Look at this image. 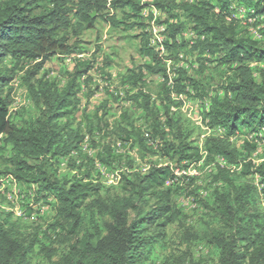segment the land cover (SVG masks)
<instances>
[{
	"label": "trees",
	"instance_id": "1",
	"mask_svg": "<svg viewBox=\"0 0 264 264\" xmlns=\"http://www.w3.org/2000/svg\"><path fill=\"white\" fill-rule=\"evenodd\" d=\"M155 4L162 12L159 23L166 28L162 55L148 43L139 0H0V182L7 176L32 187L31 196L23 198L54 210L45 229L34 228L23 237L13 213L0 206V264H33L36 255L44 256L48 264H176L161 259L160 250L165 248L168 226L186 217L184 206L176 201L184 193L219 224L204 235L216 255L209 264H264V209L256 186L241 181L256 176L264 196V156L257 162L251 157L258 149L255 140H264V0H155ZM232 4L242 6L243 19L251 21H227L226 15L236 12ZM97 19L115 30L140 31L127 36L140 37L139 53L148 61L127 68L118 79L127 86L125 97L144 117L148 137L129 110L114 121V131L104 121L108 112L98 114L101 107L76 122L80 95L91 80L87 75L91 62L76 60L65 80L41 73L57 55L84 52L71 39L93 29ZM185 31L192 37L179 39ZM190 52L196 53V72L208 68L206 62L214 64L220 79L214 93L209 94L201 78L188 74L192 62L173 67L172 87L167 85L164 59L173 64L181 56L187 62ZM23 65L27 69L20 80L30 107L10 113L14 94L10 83ZM146 74L161 77L154 98L141 87ZM171 91L192 99L207 97L203 119L223 130L222 135L204 139L203 162L212 163L215 171L204 198L197 197V188L187 192L173 173V168L198 163L202 155L195 144V126L170 98ZM237 136L239 146L232 141ZM133 148L142 158L157 155L169 163L151 164L144 172L133 170L129 156ZM216 157L241 168L221 166ZM99 168L107 172L122 168L118 184L106 186ZM28 204L25 212L30 216ZM181 227L188 238L199 239L196 231L183 223Z\"/></svg>",
	"mask_w": 264,
	"mask_h": 264
},
{
	"label": "rangeland",
	"instance_id": "2",
	"mask_svg": "<svg viewBox=\"0 0 264 264\" xmlns=\"http://www.w3.org/2000/svg\"><path fill=\"white\" fill-rule=\"evenodd\" d=\"M142 19L146 24L145 19ZM145 32L147 33L148 43L150 45V34L147 31V24ZM139 33V30H132L130 32H123L120 29L115 30L109 26L108 22L97 19L93 29L84 31L77 38L72 37L71 39V43L78 41V45L84 47V52H73L72 54H66L64 56L57 55L44 65L41 73L47 72V78L56 77L60 80H65V72L71 73L73 71L75 63L77 62L76 60L91 62L92 68L87 73L91 80L89 85L85 86V93L80 95L82 102L75 115L77 117L76 122L83 120L85 113L90 114L95 111L97 107H101L98 114L102 115L104 112H108V114L106 113V116L104 117V121L109 123V131L114 129V121L119 119L123 110L134 112L133 118L135 125L142 130L143 128L146 129L144 117H142L140 111L135 110L131 101L125 97L127 86L119 84L118 79L119 75L124 73L127 68L142 65L148 61L145 56H142L139 53L140 37L130 38L127 36L138 35ZM164 35L166 37L165 33ZM182 37L183 39H188L191 38L192 35L189 31H185L180 35L179 39H182ZM185 58L188 60L187 62L182 61L181 56H179V60H177V62H173V64H169L167 68L172 71V68L175 66L179 67L192 62L194 65L193 68L188 69V74L201 78V80L205 82L206 87L208 88L207 91L210 92L209 94L214 93L216 87L220 84L218 74L212 69L214 64L206 62L208 68H206L202 73H198V71H195L198 67L195 61L196 53L190 52L187 57L185 56ZM25 69H27V66L24 67V65L18 68L15 77L10 83L13 87L14 96L18 94L21 103L20 108L16 111H20V109L24 106L30 107V103L26 96V89L24 85L21 84L20 80V77L24 74ZM107 74L110 77L109 80H107ZM144 81L146 84L145 86L141 85V87H143L144 91L149 93L154 98L155 93L158 90L161 77L146 74L144 76ZM129 91L131 92V90ZM87 93L90 94V97L86 96ZM110 94H113L117 98H114ZM206 99L208 100L207 97ZM101 124L103 123H100V128L103 130L104 128ZM191 125L194 126L193 123ZM103 132L104 131H101L98 137H100ZM200 134V131L195 128V144L197 146ZM108 139L109 137H105V141H108ZM232 141L237 146L241 144V138L239 136L233 138ZM129 146L130 145L126 147ZM259 149L261 154L251 156L256 162L264 156V145L259 147ZM129 154L130 159L133 160V170L135 169L141 172H144L143 169L151 164L164 166L169 163L167 159L157 155L147 154L142 158L136 148L130 149ZM120 170L123 169L121 168ZM188 171L186 174L179 171L177 172L178 174L176 176L179 178V184L185 186L187 188V192L190 189L197 188L196 192L198 193L197 197L199 198L207 197L213 186L211 176L212 173L215 172L214 165L212 163L209 164L204 162L199 164L195 163L188 168ZM7 178V176L2 178L3 180L0 182L1 209L3 211H11L13 213L12 218L13 221H15L16 229L22 233L23 237L24 232L31 233L34 228H39V230L45 229L48 223L53 219L54 210L51 206L46 204L31 203L33 198H29L28 201H26L25 198H23V194H25L24 197L27 195L31 196L30 193H32V187L27 188L26 186H20L16 182L8 180ZM191 178L193 180L188 187L187 184L190 182L189 179ZM101 181L106 186H116L119 182L118 181L117 183L112 184L103 178H101ZM241 181L252 183L256 186L260 197L259 206L261 209H264V196L260 192V187L257 185V177H242ZM176 201L180 206H184L183 208L185 210L186 217L184 220H176V222L168 226L166 231V245L162 251L160 250V258L163 259L164 257H167L169 262L176 264L211 263L216 257L215 250L212 245L207 243L204 235L209 233L211 228L217 227L219 225L218 222L209 215V211L205 210L197 202H195L192 196L184 193L178 196ZM28 202V207L32 210L30 216H27V213L25 212V207ZM23 204L24 208L22 207ZM181 223L196 231L199 239L194 237L188 238L184 235ZM33 264H48V262L44 256L36 255L34 257Z\"/></svg>",
	"mask_w": 264,
	"mask_h": 264
},
{
	"label": "built area",
	"instance_id": "3",
	"mask_svg": "<svg viewBox=\"0 0 264 264\" xmlns=\"http://www.w3.org/2000/svg\"><path fill=\"white\" fill-rule=\"evenodd\" d=\"M139 4L141 5V14H142V16L145 19L146 24H147V31L150 34V45L153 46L155 48V50L157 52H159L160 55H162L165 53V47L163 45V41L166 38L164 35L165 30H166L165 25H164V23H159V20H161L163 18L162 12H161L160 8H158L157 5L155 4V0H139ZM230 8L231 9L235 8L236 12H235V14L226 15L225 19L227 21H230L234 18L235 19H242L241 20L242 23L251 21L250 19L247 21L245 19H243L244 15H245V9L242 6L236 8L232 4L230 6ZM251 32L255 36H259L256 31L252 30ZM191 35H192V33H191ZM164 61L166 62L167 67H168L170 64L169 63L170 61L168 59H164ZM172 76H173V73H171L170 70L168 69L167 85L170 87H172V80H171ZM170 98L172 100H174L175 102L179 103V105H180L179 108L181 109L183 114L194 124L195 128H197L201 133L199 136L198 148L201 152L202 160L199 161L198 164L202 163L204 158H205V155H206V151L203 149L205 137L209 136L211 134L222 135L223 130L220 127L209 126L207 123V120L203 119L202 111L204 109H207V107H208L207 100H203V99L199 100L197 98L191 99L185 93H177L174 91L170 92ZM20 104L21 103H20L18 94H16V96H14V94H13V102L9 107V112L10 113L15 112L20 107ZM171 110H174V107H171ZM142 132H143L144 136H146V137L149 136L148 132L144 128H143ZM255 141L258 145V149L256 150V152L253 156H255L257 154H261L259 151L260 150L259 147H262L264 145L263 139H261V140L256 139ZM84 147H86V146H84ZM116 147L118 148V150L120 152H122L124 150L123 148H121V147H123V145L120 142L116 143ZM216 162L219 163L221 166H224V167L231 169V170H233V169L239 170L241 168V164L237 168L234 165H232V166L228 165L226 163V161L221 157H216ZM169 165H171V164H169ZM96 166L99 167V164H96ZM148 167H149V165L146 166L143 170L144 171L147 170ZM188 168L182 169V170H180L179 168H173V173L175 176L178 174L177 173L178 171L186 174V172L188 171ZM99 169H100V172L102 174L103 179L107 180L109 183H112V184L118 182L119 172L121 171L120 169H116L113 172H107L103 168H99ZM9 178H11V177H9ZM11 180H12V178H11ZM171 182H172V180L167 181V184H170ZM257 185L259 187L261 186V184L259 185V183H258V179H257Z\"/></svg>",
	"mask_w": 264,
	"mask_h": 264
},
{
	"label": "water",
	"instance_id": "4",
	"mask_svg": "<svg viewBox=\"0 0 264 264\" xmlns=\"http://www.w3.org/2000/svg\"><path fill=\"white\" fill-rule=\"evenodd\" d=\"M94 15H95V13H92V14H91V17H94Z\"/></svg>",
	"mask_w": 264,
	"mask_h": 264
}]
</instances>
